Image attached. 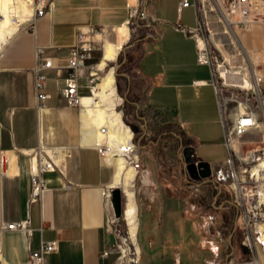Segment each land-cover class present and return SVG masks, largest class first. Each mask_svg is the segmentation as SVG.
I'll return each instance as SVG.
<instances>
[{
  "label": "crops",
  "instance_id": "0c3cea01",
  "mask_svg": "<svg viewBox=\"0 0 264 264\" xmlns=\"http://www.w3.org/2000/svg\"><path fill=\"white\" fill-rule=\"evenodd\" d=\"M53 1L52 12L35 18L34 31H17L18 23L10 22L0 35V264H26L31 250L37 249L42 240L54 241L56 246L54 251L44 253L43 264H112L115 253L103 257L101 252L109 242L106 217L112 207L106 192L115 187V166L82 139L83 109L67 104L63 97L65 70L61 75L54 68L45 70L49 98L44 107L39 105L33 83L35 48L40 46L43 56L64 67L68 50L78 42L77 34L81 32L102 28L103 48L108 41L119 44L118 29L125 25L130 33L129 13L139 6V0ZM157 1L148 0L145 7L144 35L134 44L138 55L133 69L149 84L145 103L168 109L183 129V143L192 147L198 158L212 163L227 155L222 111L210 82L212 67L197 60L195 37L176 27L177 23L197 25L196 8L180 7L181 0H176L168 13ZM31 12L20 6L17 14L26 16ZM242 41L248 58L257 60L255 70L264 72V20L253 23ZM100 55L101 50H95L86 63L100 64L104 54ZM227 118L233 121L230 111ZM249 135L262 141L255 144H264L263 131L254 130ZM39 147L55 168L41 172L46 188L41 198L33 201L31 174L35 163L28 153ZM137 177L135 245L140 250L141 264H215L205 253L193 255L197 248L192 251L190 246L206 231V222L217 223L220 234L225 235L232 217L242 225L235 206L222 208L230 195L224 194L226 200L221 193L202 195V203L211 209L197 211V219L196 211H186L188 203H198L189 196L188 189L196 184L197 188L213 185L218 189L209 179L187 182L182 165L160 168L154 159L147 160ZM123 195L125 200L124 190ZM212 214L214 219H208ZM26 219L30 234L5 228L11 221ZM124 223L127 226L126 217ZM231 240L225 242L229 249H233ZM224 264L234 263L227 258Z\"/></svg>",
  "mask_w": 264,
  "mask_h": 264
},
{
  "label": "built area",
  "instance_id": "2783aa9c",
  "mask_svg": "<svg viewBox=\"0 0 264 264\" xmlns=\"http://www.w3.org/2000/svg\"><path fill=\"white\" fill-rule=\"evenodd\" d=\"M32 8V13L25 16L23 19H18L16 16L12 17V22L18 23L19 29H30L34 31L35 18L43 16L52 12L55 8L53 0H24ZM225 10L216 2L215 5L221 9L222 22L229 25L225 33H238L245 32L256 21L264 20V0H223ZM194 6L198 16V22L195 26H185L177 23L176 27L185 35L195 37L198 45L199 63L209 64L212 67L211 83L218 95L219 105L222 111L224 135L226 136L225 144L227 150L232 153L228 158L226 165L223 163L212 164V173L204 178L209 179L219 189L221 186L228 191L231 197V204L237 208L238 215L245 230L251 234L258 233L257 223H264V144H253L252 139H244L250 132L257 130L263 131L261 127L260 116L264 117V72L256 71L254 66L246 63L242 66L239 72L251 80L250 84L243 85L246 82V77H243V84L237 85L236 82H227L222 76L220 65L225 66V70L231 72L236 69L230 67L227 61H221L219 53L211 48L207 43L205 32L207 29V21L205 20V5L203 6L202 0H181L180 7ZM200 5V6H199ZM144 4L139 11L138 7H133L130 10V17H145ZM215 9V7H211ZM4 17L0 11V18ZM132 29H135L132 28ZM239 30V31H238ZM211 32V29H210ZM103 29H91L88 33H79L78 42L69 48L66 65L59 67L52 63L50 57L42 55L40 46L35 48L37 62L34 65L33 83L35 89V96L40 106L44 107L49 98L46 87L45 70L54 68L56 74H62L65 70V87L63 89V97L66 103L72 104L81 109V99L83 95L92 93L94 86L98 83V78L102 70L98 68L97 63H86V60L92 56V53L99 49L102 50V36ZM202 37L205 41L203 46L198 44L199 38ZM237 37V36H236ZM239 39V38H238ZM244 48V45H243ZM246 51V48H244ZM102 55V54H101ZM116 74V68L114 75ZM85 89L82 91L81 89ZM117 89V88H116ZM227 90L231 94L225 95L224 91ZM229 105H231L229 107ZM118 103L115 108L117 109ZM121 118L123 120V111L120 110ZM233 116V121L230 122L227 118V113ZM124 121V120H123ZM125 122V121H124ZM126 123V122H125ZM128 125V123H126ZM131 128V126L129 125ZM132 129V128H131ZM102 132H105V127H101ZM264 142V136L262 138ZM131 147L127 146L121 153L125 160L132 164L137 171L139 167V155H137V145L133 140V129L130 139ZM237 143V146H236ZM99 156L104 155L109 151L110 156L113 153V147L106 142L95 145ZM192 158V154L189 153ZM28 156L34 160V172L31 174V196L30 200H38L41 198L43 191L46 188V180L41 172L54 170L55 165L52 159L48 156L46 151L39 147L34 149ZM184 158V157H183ZM199 160V159H198ZM196 160V161H198ZM185 166V161L183 160ZM228 168V170L226 169ZM138 172V171H137ZM136 172V174H137ZM227 175V176H226ZM228 177L227 180H225ZM203 178V179H204ZM226 186V187H225ZM106 192L107 199H110V190ZM107 224L109 226L108 233L113 234V242H108L101 252V256H106L110 252L115 253L112 264H141L140 250L131 241L126 230L123 229L121 220L115 217L113 210L107 215ZM6 229H16L24 232L26 235L30 234L31 227L29 221L18 220L11 221L5 225ZM248 239V238H247ZM258 240V239H257ZM247 244V242H245ZM54 241L42 240L37 249L31 250L28 261L26 264H43L44 253L54 251Z\"/></svg>",
  "mask_w": 264,
  "mask_h": 264
},
{
  "label": "rangeland",
  "instance_id": "374dc122",
  "mask_svg": "<svg viewBox=\"0 0 264 264\" xmlns=\"http://www.w3.org/2000/svg\"><path fill=\"white\" fill-rule=\"evenodd\" d=\"M172 1H174V3L177 2L176 0H158L157 5L162 6L163 9L165 10V12L169 13L171 10ZM151 2H154V0H151ZM216 2H219V0H202L203 6L205 5V14H206V16L204 18L207 21V29L209 31V32L203 31V33L205 34L207 43L211 46V48L213 50H215L219 53V57L222 59L221 61L226 60L228 66L236 68V69L232 70L231 72H228L225 70V68H226L225 66L220 65L219 68L222 71L221 75L224 76V78L227 82L234 81V82H236L237 85H240V84L244 83V81L242 80L243 77H246L245 75H242L239 72L240 68L242 66H246V63H250L253 66H255V69H256L257 64L254 65V62H257V60L255 59L254 61H251L248 58L249 52L247 50L246 51L244 50L245 46L243 48V45H244V43L242 41L243 35H244L243 32L225 33L226 30L228 29L229 25L227 23L222 22L223 18L221 17V13H220L221 9L215 5ZM144 4L148 5L149 4L148 0H139V6H138L139 11L141 10V8L143 7ZM220 5L223 9L225 8L223 0H220ZM211 7H215V9H213ZM172 10L175 12V6H172ZM130 18L131 19L129 21V26H130L131 37L128 39L129 43H126L121 48L122 50L117 55L116 59L114 61L110 62L109 67L116 68L119 65L121 58L123 61L126 60L127 62H130L133 59H135L138 55V48H136V46H134V44H137L139 38L142 37V35H144V33H142V30H143L142 28H143V25H144L147 18H146V16L141 17V18H139L137 16L136 17H130ZM210 21L213 22L214 28L212 27L213 25L211 24ZM134 27H135V29H132ZM210 29H211V32H210ZM214 29H217V32L220 34V36L218 38L217 37L214 38V36H213ZM203 41H204V39H203ZM204 44H205V41H204ZM120 53H122V55H120ZM109 67L106 70H108ZM104 75H105V73H104ZM248 81L251 82V80L248 77H246V82L243 85H247ZM119 84H120V86H124V83L122 80ZM115 86L117 88V82H115ZM116 93L118 95V98L116 99V103H118L117 110L119 111V107L123 108L124 97L117 92V89H116ZM86 94H89V93L86 92ZM224 94L227 96V95H230L231 93L229 91L225 90ZM96 100H99V99H96ZM260 119H261V121H263L261 123V127L264 130V117L262 114L260 116ZM244 139H246V140L252 139L250 141H253V142H251L253 144L254 143H259V144L262 143V141L260 139L254 138V136H250V135L246 136ZM155 147H157V146L155 145ZM155 147L141 149L137 145L136 153H137V155H139V158H140L139 167H138L137 171L141 170L142 167L145 166L147 160L155 159L154 151L157 149ZM183 147H187V145H185ZM187 149H188V147H187ZM191 150H192V153H191L192 154V160L196 161V160L200 159V158H198V156L196 154H193V148L192 147H191ZM225 151H226L227 155L224 158H219V160L221 162H219V160L212 161L211 165L216 163V162H219V163L225 164V166H228V165H226V162H227L228 158L230 157V155H232V153L230 151H228L227 148H225ZM160 156L163 157V154H160ZM183 160H184V158H183ZM182 166L185 169V166L183 164H182ZM226 169L228 170V168H226ZM186 172H187V170H186ZM187 176L190 179H192L189 176L188 172H187ZM226 176H225V180L228 179V177L226 178ZM137 178L138 177L136 174V176L132 182V184H133L132 187H129L130 190L131 189L133 190L134 195H135V193L137 194V192H138V189L136 188ZM120 187H122V186H120ZM206 187L207 186H205L204 188H201V187L197 188V184H196L195 188L188 189L189 196H192V198H194L195 201H198V203H195V202H194V204L188 203L186 211H196V213H197V211L202 212V211L206 210V212H207V210L211 209L209 204H207V203L203 204L202 203L201 197H202V195H205ZM122 188H123L124 193H125V200H126V202H128V196L126 193V188H124V187H122ZM224 190H225V193H224ZM226 192L228 193V191L224 188V186H221L220 192L217 191V192H215L214 195H220V193H221L220 196H222V198H224V200H226L227 197L224 196V194H226ZM122 199L124 200L123 192H122ZM227 202L228 201L226 200L224 203L226 205L225 206L223 205L222 208L223 207L227 208V209L233 208L232 204L231 205L228 204L231 202L230 201L228 203ZM126 205H127V203H126ZM197 219H198V213H197ZM208 219H210V220L214 219V215L212 214V216L210 218L208 217ZM213 222L216 223L214 220H213ZM230 223L231 224L228 226L229 231H227L226 235H225L224 232L222 234H220L221 230L217 226V223L215 225H213V224L211 225V223L206 222L205 227H204V228H206V231H203L199 235L195 234V235H198L199 238L198 237L195 238V241L193 242V246L192 247L190 246V248H192V251L197 248L196 249L197 251H195V253H192V254L195 255L197 253L196 255L199 256V254L205 253L204 256L206 258L210 259L212 262H215V264H224V262H226L227 258L232 260V262L234 264H264V244H262L261 241H259V233L254 232L253 234H251L249 231L245 230L244 227H242V225L239 221H237L235 223L233 217H232ZM121 224L123 226V229L126 230L127 226H125L124 220H121ZM258 224H263V223H258ZM202 228H203V226H202ZM197 230H198V220H197ZM215 231L218 233H214ZM126 232L128 233L127 230H126ZM221 236L223 238L222 241L220 240ZM228 238L232 239L231 242H233L232 243L233 249H229L228 245L225 243L226 239H228ZM245 242H247V244H245ZM200 248L201 249L204 248V249H206V251L200 252L199 251Z\"/></svg>",
  "mask_w": 264,
  "mask_h": 264
},
{
  "label": "bare ground",
  "instance_id": "6f19581e",
  "mask_svg": "<svg viewBox=\"0 0 264 264\" xmlns=\"http://www.w3.org/2000/svg\"><path fill=\"white\" fill-rule=\"evenodd\" d=\"M20 6L24 7L26 10L30 8V10L32 11L31 6H29L24 0H0V11L4 15V17L0 18V35L5 33V30L7 29L10 22L12 24H16V22H12L13 16H16L20 20L25 17L19 16L17 14ZM6 19H9L10 21ZM118 32L121 39V42L119 44L108 41L104 47L105 53L102 45V53L104 54V57L101 60L100 64L98 62L96 64L98 65V68L102 70V75L100 74L98 83L96 86H94V90H92V93L83 95V97L88 96V98L85 99L84 104L83 98L81 99V103L83 104L81 108L83 109L82 139L87 145L95 146L106 142L113 147L114 152L111 153L112 156H110L108 151L104 155H102V157H108L111 160V163H113V165L115 166L116 172L113 185H118L126 188L128 202L126 205V209H124L125 213L123 212V220L126 217L129 238L133 243H135L137 233L136 203L134 200V192L132 189L130 190L129 187H132V182L136 176L137 171H135V168L132 164L128 163L125 158L121 156L122 151L126 149L127 146L131 147V142H129L128 139H130L131 137L132 129L129 127V125L124 123L121 118V113L115 108L116 99L118 98L115 86L116 74L114 75L115 68L109 67L110 62L114 61L119 52L122 50V44L129 38L130 33L128 27L125 25L123 28H119ZM213 36L214 38H218L220 34L218 32H215ZM200 45H204L202 39L200 40ZM108 67L109 69L106 70ZM250 83L251 82L248 81V84ZM102 126L105 127V132H102ZM262 165H264V161L262 162ZM257 226L259 241L264 244V224H258Z\"/></svg>",
  "mask_w": 264,
  "mask_h": 264
},
{
  "label": "trees",
  "instance_id": "16d2710c",
  "mask_svg": "<svg viewBox=\"0 0 264 264\" xmlns=\"http://www.w3.org/2000/svg\"><path fill=\"white\" fill-rule=\"evenodd\" d=\"M136 61L137 57L130 62L121 58L116 67L117 92L124 97L123 108L119 107L123 111V120L133 129V140L141 149L157 146V151H154V162L157 166L162 168L166 165H182V147L185 146L182 141L183 129L168 109L145 103L149 84L134 71ZM121 80L124 86H120ZM187 147L188 153H192L191 147ZM160 154H163V157ZM185 173L186 181H193L187 176L186 169ZM206 186L205 193L209 196L218 191L213 185Z\"/></svg>",
  "mask_w": 264,
  "mask_h": 264
},
{
  "label": "water",
  "instance_id": "95a60500",
  "mask_svg": "<svg viewBox=\"0 0 264 264\" xmlns=\"http://www.w3.org/2000/svg\"><path fill=\"white\" fill-rule=\"evenodd\" d=\"M182 154L184 155L185 169L192 179H200L209 176L212 173L211 162L207 159H199L194 161L188 153L187 147H183ZM122 187L115 186L110 190V202L115 217L123 220V212L125 202L122 199ZM109 230V226H107ZM109 242H113V234L109 235Z\"/></svg>",
  "mask_w": 264,
  "mask_h": 264
},
{
  "label": "flooded vegetation",
  "instance_id": "af4514ba",
  "mask_svg": "<svg viewBox=\"0 0 264 264\" xmlns=\"http://www.w3.org/2000/svg\"><path fill=\"white\" fill-rule=\"evenodd\" d=\"M200 179H203V178H200Z\"/></svg>",
  "mask_w": 264,
  "mask_h": 264
}]
</instances>
